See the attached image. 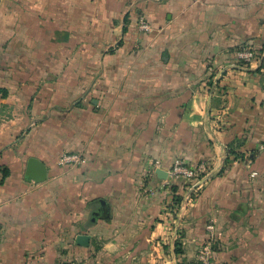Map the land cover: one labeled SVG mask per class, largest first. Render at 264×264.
Here are the masks:
<instances>
[{
    "label": "crops",
    "instance_id": "obj_1",
    "mask_svg": "<svg viewBox=\"0 0 264 264\" xmlns=\"http://www.w3.org/2000/svg\"><path fill=\"white\" fill-rule=\"evenodd\" d=\"M22 10L0 0V264H179L207 246L264 264V68L239 55L264 46V0H64L54 27L48 6ZM238 138L246 157L220 173ZM177 159L207 167L178 204Z\"/></svg>",
    "mask_w": 264,
    "mask_h": 264
},
{
    "label": "built area",
    "instance_id": "obj_2",
    "mask_svg": "<svg viewBox=\"0 0 264 264\" xmlns=\"http://www.w3.org/2000/svg\"><path fill=\"white\" fill-rule=\"evenodd\" d=\"M141 28L142 29H150V23L145 20H141ZM240 58L245 61V65H251L256 62H260V51L254 48H247L240 52ZM260 149H264V143H262L259 147ZM81 160V155L79 154H64L60 162L61 163H69V162H77ZM206 163H199L196 167H190L185 163L182 159H177L169 171L173 178H184L190 181L191 183H199L200 175L206 171ZM213 225H209V229H213ZM201 264H213V256L212 250L209 246L202 249L200 254Z\"/></svg>",
    "mask_w": 264,
    "mask_h": 264
},
{
    "label": "rangeland",
    "instance_id": "obj_3",
    "mask_svg": "<svg viewBox=\"0 0 264 264\" xmlns=\"http://www.w3.org/2000/svg\"><path fill=\"white\" fill-rule=\"evenodd\" d=\"M46 2L49 5L45 4V0H14V4H15L16 8H20L21 10L27 9L28 7H33V8L35 7L36 9H38L40 7L48 6V8H51L52 10H54V12H56L55 15H53L54 18L50 22L51 23L50 26H52V27L57 26L59 21L57 20L56 14H57V12H59L60 8H62L64 10V0H46ZM42 18H44V17H40L39 20ZM46 19H49V18L47 17ZM61 19L63 20V24H64V15H63V18H61ZM72 38H73V40L70 41L69 44H65V42H64V45L62 47L58 46L59 48H56V47L52 46L53 47L52 51L54 54V62L52 63V74L54 77H56V74L60 75L61 72L63 73V71L66 70V63L63 64L60 62H55L56 60H58V56L59 57L63 56L64 59H66V58H68V56H71L72 54L73 55L76 54V50H77L76 45H77L78 40H77V37L70 36V39H72ZM117 46H118V43L116 45L112 46L111 49L116 48ZM111 49H109V51H112ZM48 51H49V49H46L47 53H48ZM72 70L76 71L75 67ZM63 81H64V79H63ZM52 82L54 85H57L60 83V80L55 79V80H52ZM5 114H9L8 110L5 111ZM64 154H79L80 155L79 152L78 153L77 152H67V153H62L61 157ZM61 157H60V159H61ZM77 162H69V163H61L60 162V164L61 165H69V164L71 165V164H75ZM68 263L69 264H78V261L69 259V260H67V262H65L64 259H61L56 264H68Z\"/></svg>",
    "mask_w": 264,
    "mask_h": 264
},
{
    "label": "trees",
    "instance_id": "obj_4",
    "mask_svg": "<svg viewBox=\"0 0 264 264\" xmlns=\"http://www.w3.org/2000/svg\"><path fill=\"white\" fill-rule=\"evenodd\" d=\"M126 30H127V28H124V31H126ZM68 38H69V32L64 31V41H67ZM118 44L121 45L122 40H120V42ZM111 50L113 51V49H111ZM243 62L245 63L244 60H243ZM262 68H264V46L260 49L259 65L254 70L261 71ZM243 144H244V140L241 138L235 139L234 141L227 144L228 155L224 161V165L222 166L220 173H223L226 169H228L234 161L239 160V158H245L246 157V152L242 151ZM197 165H195V166L189 165V166L194 168ZM7 173H8V170L6 168V171H4V175L6 176ZM203 176H205V172L201 174V177H203ZM173 181H174L173 182L174 185L172 187L173 188L172 193L174 195L173 196L174 197V203L178 204V203H181L184 199V197L180 193H178L179 187L184 186V185L191 186L192 183L190 181H188L187 179H184V178H175ZM175 252H176V254H182L184 252L183 243L181 240H178L176 242ZM179 264H201V261H184L183 260V261L179 262Z\"/></svg>",
    "mask_w": 264,
    "mask_h": 264
},
{
    "label": "water",
    "instance_id": "obj_5",
    "mask_svg": "<svg viewBox=\"0 0 264 264\" xmlns=\"http://www.w3.org/2000/svg\"><path fill=\"white\" fill-rule=\"evenodd\" d=\"M156 172L161 178H167L168 176V171L163 168H158ZM25 175L27 178H32L37 182H43L48 178V167L41 159L31 156L27 161ZM77 242L88 245L90 236L88 234H79L77 236Z\"/></svg>",
    "mask_w": 264,
    "mask_h": 264
}]
</instances>
